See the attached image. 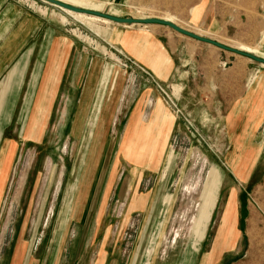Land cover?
I'll list each match as a JSON object with an SVG mask.
<instances>
[{
	"label": "rangeland",
	"instance_id": "374dc122",
	"mask_svg": "<svg viewBox=\"0 0 264 264\" xmlns=\"http://www.w3.org/2000/svg\"><path fill=\"white\" fill-rule=\"evenodd\" d=\"M13 1L48 18L54 29H66L74 39L93 50L106 46L101 30L117 27L106 20L66 12L41 0ZM211 1L219 7V22L208 31L198 29L194 21L205 0H79L77 4L80 8L123 18H166L224 44L254 48L259 56L264 38V0ZM163 32L167 36L173 33L166 28ZM225 55L234 57L230 53ZM118 61L99 63L101 69L105 66L110 70V80L120 76L136 93L150 84L145 80L149 75L132 69L133 64L124 63L121 58ZM230 65L224 63L223 68ZM71 68L69 63L67 74ZM261 71L263 66L251 63V76H259ZM6 79L5 75L0 84ZM198 83L199 80L191 86L196 88ZM15 85L11 81L6 92L5 88L0 89V117L8 92ZM23 85L12 122L0 124V264H14L15 259V264H97L103 254L101 264H143L144 261L145 264L150 261L152 264H184V261L185 264H249L251 261L245 253L264 251V145L258 148L259 161L246 163L249 156L253 159L252 151L257 148L239 146L240 141L236 140L240 133L225 130L213 108L208 122L203 124L202 103L196 101L201 95H189L187 107H181L170 89L162 90L165 100L178 112L181 125L173 135L159 172L146 174L140 185L136 180L133 184L135 195L146 193L149 203L153 202L157 188L164 192L161 210L165 212L162 218L157 217L154 224L148 225L144 213L133 218L128 215L133 196L121 210L123 200L115 195L117 190L121 192V184L130 183L128 178L136 166L127 162L124 148L119 147L121 125L127 119H122L111 136L106 135L100 131L101 124H97L101 118L92 114L96 109H91L94 94L87 97L84 114L79 115V106L84 101L80 103L77 91L69 92L65 82L56 87L44 105L41 100L34 101L33 111L26 116L23 96L27 84ZM77 121L81 127L73 133L74 137ZM88 132H91L90 140ZM258 136L264 140V123ZM109 178L111 188L104 196ZM97 183L101 192L99 204L104 202L106 207L101 213L96 210L93 227L84 233L88 251L73 258V240L78 234L74 207L79 195L95 188ZM233 188L238 190L236 230L240 242L234 249L231 246L226 249L227 245L224 247L218 241L225 234L222 231L226 232L221 227L222 220L228 219L224 217V204ZM231 230L228 228L227 236Z\"/></svg>",
	"mask_w": 264,
	"mask_h": 264
},
{
	"label": "crops",
	"instance_id": "0c3cea01",
	"mask_svg": "<svg viewBox=\"0 0 264 264\" xmlns=\"http://www.w3.org/2000/svg\"><path fill=\"white\" fill-rule=\"evenodd\" d=\"M218 17L219 7L214 1L205 0L200 10H197L194 21H197L198 29L208 31L218 24ZM116 25L107 31H100V35L106 38V46L93 50L83 41L74 39L66 29L51 27L48 18L35 13L26 5L13 0H0V82L2 77H7L0 84V89L5 88L6 92L11 81L16 83L5 99L6 106L3 107L0 124L12 122L15 103L25 83L27 88L23 96V115L26 116L30 110L33 111L34 101L41 100V105H44V101L51 99L56 87L60 88L63 82L70 87L69 92L77 91L80 103L84 101L79 106V115L84 114L87 97L94 94L91 109L96 108L92 114L101 118L97 121V124H101V132L110 135L115 132L117 125H121L123 118L127 119L121 125L123 129L119 147L121 150L124 148L127 162L136 166L133 175L128 178L130 183L127 182L125 186L121 184L124 189L121 192L117 190L115 194L123 200L121 210L126 208L133 196L128 215L133 218L134 215L144 213L150 225L156 222L155 218H162L165 212L161 210L164 192L157 188L153 202L149 203L146 193L135 195L133 184L136 180L140 185L146 174L159 172L173 135L181 125L178 112L165 100L162 90L170 89L181 107H187L185 103L189 95H201L196 101L197 104L202 103L203 124L208 122L213 108L225 130L240 133L237 140L233 137L236 142L240 141L239 146L251 150L257 148L252 151L253 159L249 156L245 160L246 163L256 164L261 154L258 148L264 145L263 138L258 136L264 123V71L259 76H251L250 67L254 61L236 54H233L234 57L227 56L225 54L229 52L190 39L165 26L144 25L148 27L135 28ZM163 28L171 30L172 35L167 36ZM236 48H244L255 54V49L249 46L240 45ZM259 56L264 58V38ZM120 58L124 63H132V69H140L149 75L145 80L150 84L139 88L136 93V89L126 85V82L124 84L120 76L110 80V70L105 66L101 69L99 63H115V59L120 61ZM69 63H72V68L67 74ZM224 63L231 65L223 68ZM64 77L70 78V81ZM198 80L200 85L196 88L191 86ZM96 116L91 120L92 125ZM80 127L81 124L75 122L72 136L74 132L80 131ZM87 139H91V132H88ZM139 170L140 173H135ZM109 184H112L110 178L104 196L110 191ZM97 186L98 183L87 193L80 194L77 199L79 202L75 204L74 223L78 234L73 240V258L77 253L82 256L88 251L87 240L83 241L84 233L93 227L96 210L100 213L105 210V203L99 204L101 192ZM230 190L224 204V217L228 219H223L221 223L226 232L222 231L225 234L218 241L223 246L227 245L226 249L230 246V249H234L240 242L236 230L240 208L236 200L238 190ZM228 228L232 230L227 236ZM245 255L251 261L249 264H257L254 260H261L259 264H264V251L247 252ZM103 258L104 254L101 255V261ZM101 261L97 264H101Z\"/></svg>",
	"mask_w": 264,
	"mask_h": 264
},
{
	"label": "water",
	"instance_id": "95a60500",
	"mask_svg": "<svg viewBox=\"0 0 264 264\" xmlns=\"http://www.w3.org/2000/svg\"><path fill=\"white\" fill-rule=\"evenodd\" d=\"M46 4L55 6L56 8L69 11L75 14H81V15H87V16H94L98 17L104 20H107L111 23L118 24V25H125V26H133V25H160L168 27L169 29L186 36L190 39H193L195 41L205 43L208 45H211L213 47H216L222 51L229 52L232 54H236L245 58H248L258 64H261L264 66V58L259 57L257 55H254L252 53L240 50L236 47H232L230 45L224 44L220 41L199 35L197 33H194L188 29H185L173 22L164 20L162 18H155V17H145V18H131V17H119L116 15L109 14V12H100L96 10H90V9H83L79 7H75L73 5H69L67 3H64L59 0H41Z\"/></svg>",
	"mask_w": 264,
	"mask_h": 264
},
{
	"label": "bare ground",
	"instance_id": "6f19581e",
	"mask_svg": "<svg viewBox=\"0 0 264 264\" xmlns=\"http://www.w3.org/2000/svg\"><path fill=\"white\" fill-rule=\"evenodd\" d=\"M59 1H61V0H59ZM64 1H68L69 3H71L73 6H75V7H79V5L77 4V1H79V0H64ZM81 2H82V0H80ZM84 1V0H83ZM85 1H87V0H85ZM63 2V1H62ZM64 3H67V2H64ZM68 4V3H67ZM86 4V3H85ZM89 4V3H88ZM70 5V4H69ZM80 7H82V6H80ZM79 7V8H80ZM83 7H85V6H83ZM83 9H85V8H83ZM87 9V8H86ZM62 10V9H61ZM91 10V9H90ZM93 10V9H92ZM95 10V9H94ZM99 10V9H98ZM65 11V10H64ZM97 11V10H96ZM66 12H69V11H66ZM101 12V11H100ZM70 13H72V12H70ZM73 14H75V13H73ZM110 14V13H109ZM78 15H81V14H78ZM84 16H87V15H84ZM90 17H94V16H90ZM95 18H98V17H95ZM99 19H101V18H99ZM162 19H164V20H167V21H170L169 19H166V18H162ZM102 20H104V19H102ZM107 21V20H106ZM109 22V21H108ZM170 22H172V21H170ZM174 23V22H173ZM176 24V23H175ZM240 50H243V51H246V52H249V53H252V52H250V51H247V50H245L244 48L243 49H240ZM253 54V53H252ZM255 55V54H254ZM260 57V56H259ZM263 58V57H262Z\"/></svg>",
	"mask_w": 264,
	"mask_h": 264
}]
</instances>
